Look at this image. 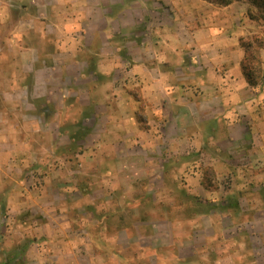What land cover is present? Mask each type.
<instances>
[{
	"label": "rangeland",
	"instance_id": "374dc122",
	"mask_svg": "<svg viewBox=\"0 0 264 264\" xmlns=\"http://www.w3.org/2000/svg\"><path fill=\"white\" fill-rule=\"evenodd\" d=\"M154 1L152 19L133 8L132 18L70 25L63 58L11 54L0 33V264H264L258 146L242 130L213 137L223 152L191 151L188 137L169 144L146 108L126 47L177 29ZM245 24L243 38L264 37L263 22ZM42 29L36 46L53 50L59 36ZM21 63L39 81L43 63L66 73L43 86Z\"/></svg>",
	"mask_w": 264,
	"mask_h": 264
},
{
	"label": "crops",
	"instance_id": "0c3cea01",
	"mask_svg": "<svg viewBox=\"0 0 264 264\" xmlns=\"http://www.w3.org/2000/svg\"><path fill=\"white\" fill-rule=\"evenodd\" d=\"M125 1L0 0V33L9 31L5 46L12 49L11 54H28L37 61L42 54L47 58H63L69 56L70 25H82L84 29V25L98 24L102 20L110 23L121 13L132 18L133 8H140L142 16L153 18L151 12L144 10L149 0L129 4ZM154 4L164 6L163 10L155 12L158 20L162 17L166 26L177 25V29L160 32L156 37L150 32L142 33L141 47L131 42L132 46H127L126 50L134 63L132 72L139 75L146 108L162 123L159 137L162 141L168 137L169 144L175 146L188 137L191 151L223 152L219 151L221 147L213 137L232 138L242 130V135L250 138L254 147L258 146L254 151L264 155V78L251 87L241 67L244 50L240 38L245 27H251L245 24L246 20L251 21L247 16V3L219 6L205 0H156L152 6ZM104 8H120L121 11L105 13ZM42 28L45 29L43 39L53 41L59 36L61 41L56 40L53 50L36 46L34 37L39 34L37 30L42 33ZM260 59L264 69V48L260 50ZM51 63H43L42 81L38 80V70L33 65L25 69L21 63L19 67L22 72H32L34 81L43 82V86L52 84L55 72L62 83L66 65ZM244 120L248 121H245L248 127L243 129ZM140 143L144 150L152 141L146 140L145 145L143 141Z\"/></svg>",
	"mask_w": 264,
	"mask_h": 264
},
{
	"label": "trees",
	"instance_id": "16d2710c",
	"mask_svg": "<svg viewBox=\"0 0 264 264\" xmlns=\"http://www.w3.org/2000/svg\"><path fill=\"white\" fill-rule=\"evenodd\" d=\"M209 3L227 6L234 2H244L248 5L247 16L250 20L264 23V0H205ZM240 46L244 50L241 67L247 84L255 87L264 78L259 51L264 48V39L252 34L248 38H240Z\"/></svg>",
	"mask_w": 264,
	"mask_h": 264
}]
</instances>
